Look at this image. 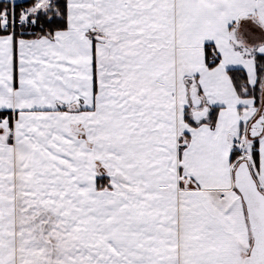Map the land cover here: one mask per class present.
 <instances>
[{
	"label": "snow or ice",
	"instance_id": "snow-or-ice-1",
	"mask_svg": "<svg viewBox=\"0 0 264 264\" xmlns=\"http://www.w3.org/2000/svg\"><path fill=\"white\" fill-rule=\"evenodd\" d=\"M0 264H264V0H0Z\"/></svg>",
	"mask_w": 264,
	"mask_h": 264
}]
</instances>
